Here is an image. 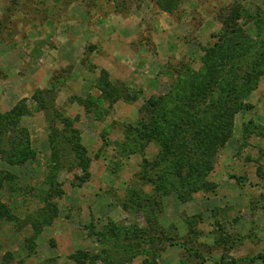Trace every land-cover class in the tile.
<instances>
[{
  "label": "rangeland",
  "instance_id": "374dc122",
  "mask_svg": "<svg viewBox=\"0 0 264 264\" xmlns=\"http://www.w3.org/2000/svg\"><path fill=\"white\" fill-rule=\"evenodd\" d=\"M158 1L0 0V264H264V0Z\"/></svg>",
  "mask_w": 264,
  "mask_h": 264
},
{
  "label": "trees",
  "instance_id": "16d2710c",
  "mask_svg": "<svg viewBox=\"0 0 264 264\" xmlns=\"http://www.w3.org/2000/svg\"><path fill=\"white\" fill-rule=\"evenodd\" d=\"M160 3V0L158 1ZM163 2V1H162ZM160 7L163 10H168L170 11V9H168V7L165 6L164 3H160ZM237 21V18H235L232 14H230L229 20L226 21L224 23V31L225 33L228 34H232L234 31V26L235 23ZM234 22V23H233ZM226 35V36H227ZM221 47V46H219ZM233 46H230L229 48H227V50L223 53H221L219 56H223L224 54H226V52H228V57H222L223 59H225V63L227 66L226 69V73H225V78L222 81V83H225V90H226V97L225 98H233L234 95H236L237 101L235 103H231L233 99H230V104L228 105V100H223V99H218L215 101V105H216V109L218 111V114H216V116H214V123L218 124L215 125L213 127H210L211 129H209V131H207L205 133L204 138L202 139V143H206V145L210 146V144H217L218 142L223 143L225 142L226 139L230 138V135L233 133L232 132V127H233V120H234V115L240 111H245V110H251L253 108L252 105H248L246 103H244V101H242V97L243 99L246 98L247 96H249V91L250 89H248L247 91V83H251V82H255L257 83L259 81V78L262 74V70H258L256 69L255 66H251L252 63L249 61L248 62V67L249 69H245L247 68L246 65H244V63L242 64V61L240 60L244 54H242V52L250 47L247 48H241V51L233 53ZM223 48V47H221ZM213 53V51H212ZM255 56V55H254ZM221 59V60H223ZM219 60V57H218ZM217 60V62H218ZM215 62V63H217ZM206 64L208 65V62H206ZM217 65H219L217 63ZM208 68V67H207ZM216 69V68H215ZM220 67H218V69H216V72H219ZM209 70V68H208ZM210 71V70H209ZM208 71V72H209ZM211 72V71H210ZM215 74V73H212ZM216 75H215V77ZM238 83H241L238 85ZM210 85L212 86L211 83H205L204 88H202V85H199V88H202L200 91L197 92L196 89L193 88L192 93H190V95H192L194 98H196L197 95H201V93L207 91V89L210 87ZM216 84H214L215 88ZM216 89V88H215ZM223 101H227L226 104H223L221 102ZM221 103V104H220ZM159 105V104H158ZM225 106V108H224ZM221 111H223L224 113H221ZM185 113H187V111H181V116H183ZM227 115V119L225 118ZM260 128V127H259ZM25 159V157H24ZM23 159V160H24ZM2 179L0 178V186ZM3 186V185H2ZM1 202V199H0ZM3 210V211H2ZM10 213H8L6 207L4 205H2L0 203V217L1 219H3V216H9V218H12V215H9Z\"/></svg>",
  "mask_w": 264,
  "mask_h": 264
}]
</instances>
